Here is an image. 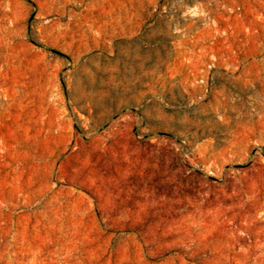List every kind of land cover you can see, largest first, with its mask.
<instances>
[{
    "label": "rangeland",
    "instance_id": "obj_1",
    "mask_svg": "<svg viewBox=\"0 0 264 264\" xmlns=\"http://www.w3.org/2000/svg\"><path fill=\"white\" fill-rule=\"evenodd\" d=\"M0 264H264V0H0Z\"/></svg>",
    "mask_w": 264,
    "mask_h": 264
}]
</instances>
